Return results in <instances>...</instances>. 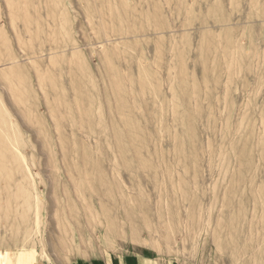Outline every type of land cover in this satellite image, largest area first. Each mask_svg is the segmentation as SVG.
Masks as SVG:
<instances>
[{
  "label": "rangeland",
  "instance_id": "1",
  "mask_svg": "<svg viewBox=\"0 0 264 264\" xmlns=\"http://www.w3.org/2000/svg\"><path fill=\"white\" fill-rule=\"evenodd\" d=\"M264 264V0H0V264Z\"/></svg>",
  "mask_w": 264,
  "mask_h": 264
},
{
  "label": "crops",
  "instance_id": "2",
  "mask_svg": "<svg viewBox=\"0 0 264 264\" xmlns=\"http://www.w3.org/2000/svg\"><path fill=\"white\" fill-rule=\"evenodd\" d=\"M102 264H166L157 258L135 254L133 256H116Z\"/></svg>",
  "mask_w": 264,
  "mask_h": 264
}]
</instances>
